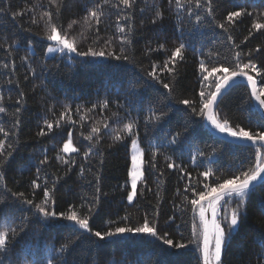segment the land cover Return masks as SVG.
<instances>
[{
    "label": "trees",
    "instance_id": "1",
    "mask_svg": "<svg viewBox=\"0 0 264 264\" xmlns=\"http://www.w3.org/2000/svg\"><path fill=\"white\" fill-rule=\"evenodd\" d=\"M85 2L86 0H67L60 21L65 29L73 19H79L84 15ZM239 2L242 0H216L218 15L222 16L226 11L233 10L235 4ZM40 3L46 5L47 0H0V4L9 9L7 17L0 15V41L7 39L8 42L13 40L18 42L17 49L10 58L6 57V53L0 49V62L9 63L10 60H15L16 64L15 71L12 73L0 68V93L6 100L10 97L11 101L17 98L19 90L27 94V105L21 112L19 152L15 163L6 173L8 186L13 190L25 192L31 198L30 181L36 177L39 160L47 155L50 163L44 166V169L50 181L54 176L61 177L54 193L55 210L66 211L69 205L78 207L81 196L92 194L93 189L88 183L92 180V176L86 173L85 177H80L78 168H74L67 177H64V166L55 159V156L67 139L69 130L73 133V145L82 153L86 150L88 142L83 140L80 133L87 135L93 124L103 122L111 116L112 112L119 111L122 119L126 116L139 119L138 131L141 147L145 149L146 160L150 156V143L165 145L160 148L161 154L157 157V166L163 172V176L159 173H146L147 188L139 185L137 199L133 205H129L126 196L130 187L129 184L126 185V181L129 180L127 173L130 168V150L125 144L109 147L112 141L109 135H105L101 142L105 151L101 187L106 195L102 196L98 209L90 219L91 227L93 230L103 231L109 221H120L125 215L131 217L132 223L142 221L143 216L146 213L150 215L157 205L156 193L159 191L163 198L159 207L160 226L168 231L174 241L187 243L191 235L193 216L190 207L184 211L180 210L184 207L182 200L186 180L180 178L181 174L178 170L166 167L164 156L171 157L177 164L183 165L193 177H197L205 167H212L226 173L235 171L250 153L244 148L236 147L233 143H221L223 138L213 134L207 128L206 122L191 114L190 110L177 112V109L184 108L183 105L172 102V107H165L164 104L158 103L143 84L145 81L151 83L146 75L151 70V64L153 62L162 64L170 53L152 52L149 55L144 53L147 47L155 48L159 43H165L168 49L177 46L180 42L185 43L186 59L178 68L177 95L181 98H195L200 88L198 71L200 59H207L209 52L219 53V56H214L213 60H219L222 63H226V57L230 58V45L226 35L218 28L208 27L206 22L202 26H194V18L190 23L185 15L178 16L168 5L167 0H138L133 21L135 25L133 45L128 47V54L133 58L134 63L118 61L107 56L104 57V61L87 58L85 62V58H77L75 63H69L61 58L47 59L45 53L49 42L42 38L45 31L42 22L38 25L32 24L31 15H25L15 21L11 19L12 12ZM153 5L164 12L165 19L162 24L150 23ZM248 6L250 9L264 7L261 0H248ZM141 8L145 9L143 13L139 11ZM41 11L42 9L37 7L34 14L37 19ZM115 20L116 13L113 11L99 26L100 47H104L105 40L113 37ZM251 22L252 18L246 17L232 31L235 42L240 44L243 51L257 46L264 50V33H255L248 41L241 43L248 35ZM81 32V27L74 26L69 34L77 38L79 50L84 51L91 46L92 36L89 33L81 36ZM25 44H30L32 50L25 47ZM119 47V43L114 41L107 51L120 55ZM25 56L28 57L27 64L22 61ZM253 58L259 67L264 68V51L254 54ZM29 65L36 70L35 77L28 70ZM26 76L28 79H25ZM162 78L167 82V74H164ZM9 79L18 81L20 88L7 84L6 81ZM133 85H135V94L130 92ZM249 91L245 84L237 83L230 89V94H226L220 107L235 122L256 130L264 121L261 120L258 110L248 111V104L245 101L248 100ZM141 96L144 100L143 104L138 102ZM103 100L111 101L107 111H101L97 107L93 112H86V109L91 108L93 104L99 105ZM117 102L124 107L118 109ZM166 103L168 102L165 101ZM64 105L72 107V119L76 121V124L74 126L66 124L47 137H38L37 133L43 125V119L54 120L64 110ZM6 106L10 112L14 111L15 105L11 102ZM78 106H82L79 113L75 111ZM149 107L156 110L162 108L169 115L158 124L145 126L144 118L148 115ZM49 109L52 111L50 112ZM53 112L56 114L55 117ZM81 116L85 117L83 121L80 119ZM109 123L112 129L121 126L114 120H109ZM186 123L189 125V132L192 133L189 140H185L182 136L180 143L168 145L167 141L175 132L184 131ZM0 125L10 127L11 118L0 116ZM11 139L15 140L16 137ZM126 143L130 145V140ZM213 147L221 149L213 157V163L204 160L203 166L197 167L192 164L190 157L198 150L208 153ZM73 156H76L78 164L84 163L82 156L76 154ZM97 166L96 160L93 159V171ZM85 167L89 165L85 164ZM41 198L42 193L37 190L36 202L39 203ZM261 201H264V186H258L252 195L248 204L247 220L233 237L231 246L224 257L225 264H257L260 260V254L264 251V247L259 243L261 233H264V214L259 210ZM5 213L10 215L9 222L14 227L21 224L22 216H28L32 221L18 238L15 253L11 256L13 264H32L33 260H45L50 255L49 248H59L60 244L71 235L69 222L63 220L36 222V218L31 215L27 206L21 209L17 203L15 210L6 209ZM169 217H175L174 221H168ZM166 221H168L167 224H165ZM4 222L3 216H0V225ZM72 238L76 239L75 236ZM118 239L119 243L103 242L104 246L98 247L91 243L89 238L81 236L77 240L75 250L71 254H65V258L69 264H158V262L159 264H196L197 254L193 252L191 246L187 250L173 249L165 254L161 252V245L158 242H151V238ZM173 253L183 254L174 255Z\"/></svg>",
    "mask_w": 264,
    "mask_h": 264
},
{
    "label": "snow or ice",
    "instance_id": "2",
    "mask_svg": "<svg viewBox=\"0 0 264 264\" xmlns=\"http://www.w3.org/2000/svg\"><path fill=\"white\" fill-rule=\"evenodd\" d=\"M167 3L178 16L185 15L189 18L190 23L194 18V26H202L206 22L208 27L220 29L226 35L231 55L230 58H225L226 63L213 60V57H218L219 53L209 52L207 59H200L198 63L199 91L195 98H181L177 95L178 68L186 59V44L180 42L171 49H168L165 43H159L155 48L147 47L145 55L152 52H168L170 54L162 64L155 62L151 64V70L146 73L151 83L145 81L143 87L150 92L158 103L164 104L165 107H172V102H174V104L184 106L183 109H177V112L190 110L191 114L200 117L216 134L224 138L221 143H233L236 147L248 150L250 154L245 157V160L240 163L235 171L226 173L219 169L205 167L203 171L198 173L197 177H193L183 165L177 164L171 157L164 156L166 167L178 170L181 174L180 178L186 180L182 200L184 207L180 210L184 211L190 207L193 216L191 235L187 243L174 241L168 231L160 226L159 207L163 198L160 196L159 191L156 193L157 205L150 215L146 213L143 216L142 221L132 223L131 217L125 215L120 221H109L103 231L93 230L90 219L98 209L102 196L106 195L102 192L101 187L103 179L102 166L105 163V151L101 142L104 136H110L112 144L109 147L116 144H125L130 150V168L127 173L129 180L126 181V185L130 184V190L127 191L126 196L129 205H133L137 199L138 184L142 188H147L146 173H159L160 176H163V172L157 166V157L161 154L160 148L165 145L150 143V156L146 160L145 149L141 147V138L138 131L139 119L129 118L128 116L122 119L119 116V111L112 112L111 116L103 122L93 124L87 135H84L83 132L80 133L83 140L88 142L86 150L82 153L79 148L73 145V133L69 130L67 139L63 142L62 148L56 154L55 159L64 166V177H67L74 168H78L80 177H85L86 173L90 174L92 180L88 183L93 191L90 196L87 194L81 196V203L78 207L69 205L66 211L57 212L54 207V193L61 177L54 176L50 181L48 173L44 169V166L50 163L47 155L39 160L36 177L30 181L31 198L25 192L13 190L7 184L6 173L15 163L19 152L18 135L22 124L21 112L27 105V94L23 90H19L17 98L11 101L10 97L6 100L5 96L0 93V116L11 118L10 127L0 125V137H2L0 138V216H3L5 221L3 225H0V264H5L6 260L7 264H13L11 256L15 253L18 238L32 222L28 216L21 217V224L18 227H14L9 222L11 217L5 213V210H15L17 203L21 206V209L23 206H27L28 211L36 218V222L63 220L71 225V235L60 244L59 248H49L50 255L48 258L33 260L32 264H69L65 254H71L75 250L77 240L81 236L89 238L90 242L98 247H103V242L119 243L118 238L147 237L151 238V242H158L161 245L162 253L167 254L173 249L187 250L191 246L193 252L197 254L196 264H225L224 257L231 246L233 237L247 220L248 204L251 197L258 186H264V122L260 123L256 130L246 128L224 113L220 105L223 103L226 94H230V89L236 86L237 80H244L246 87L250 89L248 100L245 101L248 104V111L259 110L261 120L264 121V68L259 67L253 58L254 54L261 53L264 50L257 46L254 49L243 51L232 35V31L246 17L252 18V22L251 27L248 29V35L244 37V41L241 43L248 41L255 33H264V7L250 9L248 0H242V2L235 4L233 10H228L220 16L218 15L219 10L216 6V0H167ZM66 4L67 0H47L46 5L43 3L34 4L25 9L12 12L11 19L15 21L25 15H31L32 24L43 23L45 31L42 38L49 42L46 48V56L55 58L56 54H62L68 55L69 59L72 60L74 58L71 54H74L75 57L85 58V62H87V58L95 59L107 56L118 61L134 63L133 58L128 54V47L133 45L132 37L135 29L133 21L138 7V0H86L84 15L79 19H73L67 25V29L60 22ZM261 4L264 5V0H261ZM37 7L42 9L38 19L34 15ZM113 11L116 13L115 33L112 38L104 41V47H100L99 26L104 23L105 17L110 16ZM139 11L143 13L145 9L141 8ZM0 15L4 17L9 15V9L2 4H0ZM164 19V12L158 6L153 5V15L150 23L152 25L162 24ZM74 26L81 27V36L84 33H89L92 36L91 46L84 51L79 50L77 38L69 34ZM114 41L120 45V55L107 51ZM17 46L18 42L15 40L12 42H8L7 39L0 41V49L6 53L8 58L12 57ZM25 47L32 50L30 44H25ZM22 61L27 64L28 57H23ZM0 68L9 70L10 73L14 72L16 68L15 60H10L9 63L0 62ZM28 70L33 77L37 75L36 70L31 65H29ZM164 74H167V82L162 78ZM25 79H28V77L26 76ZM6 83L15 85L17 89L20 88V84L16 80L9 79ZM158 85L160 87H157ZM130 92L135 94V85L132 86ZM165 101L168 103L165 104ZM9 102L15 105L14 111L10 112L6 106ZM138 102L140 104L144 103L142 96ZM110 103L109 100H103L99 105L93 104L91 108L86 109V112H93L97 107L101 111H107ZM81 107L78 106L75 111L79 113ZM117 107L119 109L124 106L117 102ZM49 111L52 110L49 109ZM125 111L127 112V109ZM72 114V107L64 105V110L57 118L54 120L43 119V125L40 127L37 136L47 137L54 130L62 129L66 124L74 126L76 121L72 119ZM168 115V112L162 108L156 110L149 107L148 115L144 118L145 126L158 124L165 120ZM55 116L56 114L53 112V117ZM80 119L83 121L85 117L81 116ZM109 120H114L121 126L112 129ZM185 133H188V135H185ZM191 135L189 125L186 123L184 131L175 132L167 141V144L176 145L181 142L180 138L182 136L185 140H189ZM13 137H16V139H11ZM129 140L130 145L126 143ZM235 142L239 143L235 144ZM220 151L221 149L217 147H213L208 153L198 150L190 159L193 165L200 167L203 166L204 160L213 163V157ZM73 153L82 156L84 163L78 164L76 156L72 155ZM93 159L96 160L98 165L95 171L92 168ZM85 164L89 167L86 168ZM37 190L42 193L39 203L35 200ZM148 190L151 191V189ZM177 194H180L179 189ZM81 210L86 211L82 212ZM259 210L264 214V201H261ZM174 219L175 217H169L168 221H174ZM162 232L163 234H161ZM73 236L76 239H73ZM259 243L264 247V233H261ZM257 264H264V251L261 252Z\"/></svg>",
    "mask_w": 264,
    "mask_h": 264
},
{
    "label": "rangeland",
    "instance_id": "3",
    "mask_svg": "<svg viewBox=\"0 0 264 264\" xmlns=\"http://www.w3.org/2000/svg\"><path fill=\"white\" fill-rule=\"evenodd\" d=\"M72 56H73V58L74 59H72V60H70L69 59V56L68 55H62V54H56L55 55V58H61V59H64V60H66L67 62H69V63H75L76 62V60L75 59H77V58H80V57H75L74 56V54H71ZM47 57V59H53V57L52 56H46ZM82 59H84V58H82ZM93 59V58H92ZM94 60H96V61H104V58H95ZM75 153H73L72 155H74ZM63 155H67V154H63ZM129 187H130V184H129ZM138 187H139V184H138ZM134 203H135V201H134ZM133 203V204H134ZM125 238V237H124Z\"/></svg>",
    "mask_w": 264,
    "mask_h": 264
},
{
    "label": "water",
    "instance_id": "4",
    "mask_svg": "<svg viewBox=\"0 0 264 264\" xmlns=\"http://www.w3.org/2000/svg\"><path fill=\"white\" fill-rule=\"evenodd\" d=\"M237 83H243V84H245L246 85V82L244 81V80H241V79H238L237 80ZM258 112L260 113V115H261V112L258 110ZM206 126H207V128L213 133V134H215L216 136H218V137H221V136H219L218 134H216L207 124H206ZM221 138H223V137H221ZM224 139V138H223ZM235 143H239V142H235Z\"/></svg>",
    "mask_w": 264,
    "mask_h": 264
}]
</instances>
